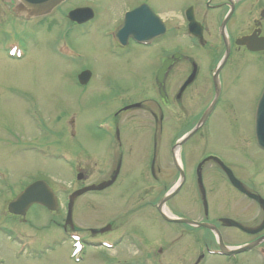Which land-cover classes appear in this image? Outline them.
Segmentation results:
<instances>
[{"label": "rangeland", "instance_id": "obj_1", "mask_svg": "<svg viewBox=\"0 0 264 264\" xmlns=\"http://www.w3.org/2000/svg\"><path fill=\"white\" fill-rule=\"evenodd\" d=\"M149 1L156 4L161 13L169 15L175 12L172 10L193 0ZM120 2L100 0L101 4L112 5L111 12L113 9L116 11L114 4ZM97 3L99 0H66L46 17L25 20L20 14L15 19L0 2V229L12 225V229L22 236L16 244L0 232V264H80V258L84 259L82 264H130L124 257L132 255L133 251L125 245L113 252L85 246L80 254L75 255L74 242L62 229L65 216L60 213L51 214L43 208H34L25 217L26 221L22 222L15 221L6 210L7 204L35 178H44L50 183L59 205L64 208L73 190L109 180V156L113 146L109 140V116L122 106L121 100L125 94L132 93L138 87L135 75L149 84L155 65L142 52L135 59L111 56L107 30L112 18L107 11L105 15L106 9ZM85 5L93 8L101 6V14L94 8L97 16L85 30H73L59 40L58 30L67 22L65 13L76 6ZM120 10L112 22L120 16ZM11 19L16 20L12 27ZM66 45L80 52L67 51L66 55L61 56ZM159 48L168 52L175 48L185 49L182 41L176 43L170 38L161 42ZM185 52L190 51L186 48ZM252 63L240 71V83L236 86L239 92L233 98L238 104L237 111L251 109L254 114L260 86L264 83V63L259 59L252 60ZM83 69L91 74L85 87L75 80ZM134 69L136 73H133ZM110 87H115L117 92ZM144 91L153 92V88L150 85ZM227 112L218 111L207 126L209 143L196 141V137L188 143L193 162L209 151L229 158L231 145L234 153L241 154L236 144L244 129L241 121L232 127L233 118ZM72 120L75 129L68 125ZM124 146L125 154H130L131 158L134 155L135 160H139L138 155L142 151L139 145L130 147L125 143ZM165 155H168L166 151ZM257 158L264 160V153L257 151ZM78 165L87 168L83 171L89 178L82 183L75 178L80 170H74ZM169 174H166L168 186L173 181ZM212 182V179L208 180V184ZM125 183L120 182L111 190L86 193L75 201V222L83 229L93 230L109 225L110 214L115 211L113 209L122 210L124 206L135 205L132 208L135 212L120 215L115 224L118 229L95 237L92 242L111 238V234L123 230L143 237L146 242L159 238L164 245L165 242L175 241L179 232H172L180 227L160 221L153 210L136 211L142 208L138 202L143 197L131 194L128 189L123 190L127 185ZM193 184L195 187L194 180ZM255 185L259 195L264 198V169L259 171ZM216 186L219 189L215 190L212 184L206 194L207 215L198 193L194 192L189 216H192V220L217 227L227 246L252 243L258 235L249 236L240 230L223 227L220 220L229 219L245 227H255L262 221L261 210L226 182H217ZM160 190L161 193L164 191L163 188ZM184 199L185 194L182 193L171 200L168 203L169 212L188 214L179 206ZM146 200L152 203L154 196H148ZM58 224L61 228L56 227ZM168 249L161 256L162 264H194L202 255L204 258L200 264H264V244L246 253L224 257L218 254L215 232L205 228L194 227L191 237L176 240Z\"/></svg>", "mask_w": 264, "mask_h": 264}, {"label": "flooded vegetation", "instance_id": "obj_2", "mask_svg": "<svg viewBox=\"0 0 264 264\" xmlns=\"http://www.w3.org/2000/svg\"><path fill=\"white\" fill-rule=\"evenodd\" d=\"M120 1L114 4L116 11L113 9L112 12L110 10L112 5L101 4L100 0L97 3L104 6L106 9L104 14L106 15L107 11L112 21L115 19L116 12L121 9L118 12L120 16L115 22H110L107 30L109 53L116 58L130 56L135 59L142 52L155 66L153 81L150 80L147 84L135 75L138 87L132 93H124L125 98L121 100L122 106L109 116V140L113 145L109 156V181L114 180L109 190L120 182H126V188L123 190L128 189L131 194L143 197L138 202L142 208L136 211L153 210L160 221L180 228L171 231L172 234L179 232L175 241L165 242L164 245L159 238L156 241L146 242L143 237L126 230L111 234L109 236L111 238L107 239L114 244V248L125 245L133 251L132 255L124 257L130 264H162L161 256L165 249L170 250L176 240L184 236L191 237L193 232L191 226L171 223L162 218L158 209L159 203L162 196L170 190L178 189L171 200L179 194H185V199L179 206L188 214L172 213L184 219H192L189 214L193 208L192 194L194 192L198 193L200 203L204 205L201 186L206 194L210 191L212 184L214 189H219L216 186L217 182H226L235 189L230 182V178H235L248 191L259 195L255 182L259 171L264 169V160H258L257 151L262 153L264 151L260 150L257 144L255 130L257 104L254 109L252 108L254 114L251 109L237 111L238 104L233 96L239 92L236 86L240 83V71H244L247 65L253 64L252 60L255 59L264 63V51H253L248 45L240 42L246 39L250 41L252 38H264V0H193L177 10H172L175 12L169 15L161 13L156 4L153 5L149 0ZM0 2L8 8L15 19H18L16 0H0ZM77 8L92 9L94 19L81 25L71 22L68 14ZM94 8L85 5L68 10L65 13L67 22L58 30L59 40L64 35H70L73 30H85L95 20L97 13L101 14V6L95 8L98 10L97 13ZM136 11H138L137 14L132 17ZM24 19L28 20L27 17ZM10 21L12 27L16 20ZM124 25L122 32L119 33V29ZM116 33L118 36L115 38ZM167 38L176 43L182 41L185 49L162 51L159 47ZM145 41L148 42L145 43ZM186 48L190 52H185ZM72 50L74 53L80 52L77 48ZM194 51L196 53L193 54ZM85 71L86 69H83L76 76L78 85L79 77ZM136 72L134 69L133 73ZM150 85L153 92L144 91ZM110 88L117 92L115 87ZM260 89L258 99L264 91V83ZM193 111L197 113L194 114ZM218 111H228L227 114L233 118L232 127L237 121H241L240 124L244 130L239 134V143L236 144L241 154L234 153L231 145V153L227 156L229 158L219 152L209 151L207 155L202 154L200 160L193 162L188 143L195 137L196 141L209 143L207 126L214 120ZM68 125L75 129L74 120ZM64 128L68 130L67 126ZM190 133L194 135L182 144L179 156H175L177 144ZM229 133L232 134V131ZM125 143L130 147L139 145L142 148L138 155L139 160H135L134 155L131 158L130 154H125ZM165 151L168 155H165ZM131 152L130 148L129 153ZM166 166L169 168L167 169ZM85 169L87 168L80 165L81 176L83 179H88V174L83 171ZM167 173H170L173 180L170 186L167 183ZM211 179L212 184H208V180ZM40 180L44 178H35L23 190L29 184ZM193 180L196 183L195 187ZM162 188L164 191L161 193ZM152 195L154 200L150 203L146 197ZM134 206L128 205L121 208L122 210H112L109 234L118 229L115 224L118 223L120 215L135 212L132 209ZM34 208L41 209L39 206H32L30 211ZM58 213L61 216L64 215V211ZM26 216H16L14 220L25 222ZM65 222L66 219L62 225L63 230L81 235L85 245L94 246L92 239L108 233L100 232L102 228L83 229L75 220L72 226L66 228ZM58 227H60L59 224ZM13 230H15L14 234L18 235V231L13 228L11 232ZM82 233L86 234L91 241L88 242ZM168 235H171L170 231ZM98 243H100L98 247L102 249V241ZM134 255L137 256L134 257Z\"/></svg>", "mask_w": 264, "mask_h": 264}, {"label": "water", "instance_id": "obj_3", "mask_svg": "<svg viewBox=\"0 0 264 264\" xmlns=\"http://www.w3.org/2000/svg\"><path fill=\"white\" fill-rule=\"evenodd\" d=\"M17 1H18V12L19 13H24L29 17H39V16H44V15L49 14L55 7H57L59 4H61L64 0H17ZM85 11L86 10H75V11L70 13L69 18L74 20V21L82 22L79 19L81 18V15ZM123 28L124 27H122V29ZM247 41L248 40H243L242 43L250 45V47L253 48V50H264V39L261 41H258V40H254L252 38V39H250L249 42H247ZM84 76H85V78L82 79L81 83L86 84L90 75H89V73H86ZM257 117H258V123H257V129L258 130H257V132H258L259 144L264 149V94H263V96L260 100V103H259ZM191 135H189L187 138H185L184 141L187 140ZM184 141H182V143ZM182 143H180L178 145V147H180ZM232 182L241 192L245 193L248 197H250L251 199L258 202V204L261 206V208L264 212V200L260 196L252 195V194L248 193L242 187V185L239 182H237L236 180H232ZM111 184H112V182L108 181V182H104L98 186L87 187L81 191H77L76 193H74L70 198V202H69V206H68L69 215L67 218V224H69L71 221L73 205H74L75 200L79 196H81L84 193L89 192V191H102V190L108 188ZM43 187H44V192H41L42 191L41 183H36V184L28 187L24 191V193H22L16 201H14L10 204L9 212L12 214H16V215H25L27 210L29 209V207L35 203L41 204V205L47 207L48 209H50L52 211L55 210L56 204H55V200H54V196H53L52 191L50 190V188L48 186H43ZM176 192H178V189L176 191H174V193L169 194L167 197H165L161 201V203L159 205V210L162 212V216L168 221H173V222H177V223H186V224H189V225L194 226L196 228H207V229H211L212 231L216 232L218 235L219 247H220L221 253L223 255L233 256L236 254L244 253V252L249 251V250L253 249L254 247L258 246L260 243L264 242V238H262V239L254 242L252 244L242 246L238 249H228L224 245L220 235L218 234L217 230L214 227H211L207 224L194 222V221L176 220V219L168 217L166 214L163 213V208H164L166 202L169 201V199L174 194H176ZM202 192L204 193V190H202ZM204 205H205V209L207 210V203H206L205 196H204ZM223 223L227 227L237 228V229L241 230L242 232H244L246 234H250V235H256V234H258L264 230V220H263L262 224L257 228H247V227L241 225L240 223H237V222L229 220V219H224Z\"/></svg>", "mask_w": 264, "mask_h": 264}]
</instances>
